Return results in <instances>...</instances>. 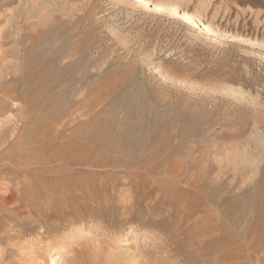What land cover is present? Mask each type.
Returning a JSON list of instances; mask_svg holds the SVG:
<instances>
[{"label": "rangeland", "instance_id": "374dc122", "mask_svg": "<svg viewBox=\"0 0 264 264\" xmlns=\"http://www.w3.org/2000/svg\"><path fill=\"white\" fill-rule=\"evenodd\" d=\"M148 1L0 0V264H264V0Z\"/></svg>", "mask_w": 264, "mask_h": 264}, {"label": "bare ground", "instance_id": "6f19581e", "mask_svg": "<svg viewBox=\"0 0 264 264\" xmlns=\"http://www.w3.org/2000/svg\"><path fill=\"white\" fill-rule=\"evenodd\" d=\"M138 2H141V3H144L146 5H148L150 3V1L148 0H137ZM161 8L165 11H167L170 15L172 16H175V17H181L183 19V21H187V22H190L192 24H196V21L195 19L191 18L190 16H188L187 13L185 12H182V9L180 7V5H171L170 3H168L167 1H165L163 4H161ZM206 31H208L207 28H205ZM179 169V168H178ZM181 170V169H179ZM7 170L6 169H3V173H6ZM181 172V171H180ZM182 173V172H181ZM1 175V174H0ZM6 178V177H5ZM4 178V179H5ZM3 179V178H2ZM27 182V181H26ZM200 184L197 183V182H190L188 183L187 187H186V190H187V193L191 194V195H195L196 193H198L200 191ZM26 188V186H25ZM170 189V188H169ZM2 191V190H1ZM24 191V190H23ZM173 191V190H172ZM10 192V190H8V193ZM7 193V194H8ZM11 194V193H10ZM13 198V197H12ZM8 199V198H7ZM157 200V199H156ZM196 200V199H195ZM16 201V200H15ZM136 204V203H135ZM4 208V207H2ZM16 211H18L19 209L18 208H15ZM30 213V212H29ZM155 212H149L146 216V219L147 221H153L155 224L158 223V219H156V216H155ZM160 225V224H159Z\"/></svg>", "mask_w": 264, "mask_h": 264}]
</instances>
